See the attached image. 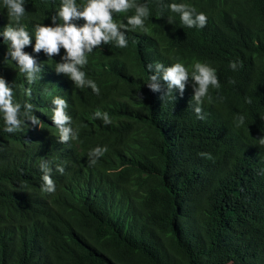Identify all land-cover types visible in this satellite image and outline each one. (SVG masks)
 I'll use <instances>...</instances> for the list:
<instances>
[{
    "label": "trees",
    "instance_id": "16d2710c",
    "mask_svg": "<svg viewBox=\"0 0 264 264\" xmlns=\"http://www.w3.org/2000/svg\"><path fill=\"white\" fill-rule=\"evenodd\" d=\"M135 2L149 7L148 30L121 29L127 47L110 41L86 53L80 70L99 94L56 71L63 48L52 60L34 51L35 26H57L62 0H25L21 23L32 43L24 52L40 68L32 84L0 35V77L20 104L11 133L0 113V264H264V0ZM173 3L204 13L206 26L183 25ZM10 19L0 0V33ZM176 62L189 79L166 99L156 65ZM196 62L215 69L220 85L199 104ZM56 98L76 139H60ZM28 104L39 125L24 115ZM97 147L108 150L90 156ZM41 161L55 192L42 191Z\"/></svg>",
    "mask_w": 264,
    "mask_h": 264
},
{
    "label": "clouds",
    "instance_id": "9594fccd",
    "mask_svg": "<svg viewBox=\"0 0 264 264\" xmlns=\"http://www.w3.org/2000/svg\"><path fill=\"white\" fill-rule=\"evenodd\" d=\"M4 5L8 10V16L15 19V23L9 20L7 26L4 27L0 35L4 38V44L8 46V57L11 61L16 62L20 73L24 74L28 83L32 84L37 79V73L40 68L36 66L33 57L24 52L27 46L32 43V35L27 30L26 26L21 23V19L26 13L25 0H4ZM172 13H179L180 21L188 28L206 26L207 17L204 13L196 14V9L189 4L173 3L169 5ZM129 10H134V14L126 17V24L118 23L114 20V13H127ZM195 14V18L193 15ZM150 15V10L147 5H138L135 0H87L84 5H78L77 0H62L59 11L56 16L52 17L55 27L44 26L37 24L35 26V49L36 53L44 51L49 60L56 55H59L63 48L67 55L63 58L64 63L56 65V71L70 74L78 87H83L86 83L92 90L99 94V88L93 80L85 79V72L80 69L88 64V56L94 48H97L102 43L107 44L110 41H116V46L125 48L128 46V41L124 35V31H135L141 29L147 31L145 21ZM59 19V23H57ZM83 20V26H77L73 21ZM172 23V20H169ZM128 26H131L130 28ZM79 66V67H78ZM242 66V65H241ZM149 67H151L149 65ZM232 69H236L237 65L232 63ZM195 71L192 73V79L199 85L196 90L195 101L201 103L202 97H206L209 92V87L219 88V82L215 69L206 63H194ZM158 74H162L163 81L167 84L166 99H175L173 90L178 88L183 94L185 82L189 79V71L182 62L173 63L171 67L165 68L162 64L156 65ZM158 79V76H151L149 87L154 91H159V86L153 83ZM30 93V89L27 90ZM56 108L53 112V121L59 130V136L62 142L70 139H76L71 136L72 129L65 127L71 121V117L65 114L67 107L64 100L56 98L53 100ZM251 103V100H248ZM26 107L29 112L24 115L31 120L33 124L41 123L37 117L30 115L32 105ZM20 109V104L13 103V92L6 86L5 79L0 77V113L4 115L5 131L11 133L16 130L20 121L17 119ZM198 119H204L201 113V108L195 109ZM96 117H101L100 111L95 113ZM102 118L105 123H110L107 113H104ZM239 124H244L245 117H238ZM260 145H264V138L258 140ZM107 147L101 149L99 147L93 149L90 156H102L107 152ZM202 156H207L211 159L210 154L201 153ZM96 160H92L95 164ZM41 170L44 172L42 180L44 187L42 191L55 192V185L50 178V169L44 161L40 163ZM63 174V168L58 169Z\"/></svg>",
    "mask_w": 264,
    "mask_h": 264
},
{
    "label": "rangeland",
    "instance_id": "374dc122",
    "mask_svg": "<svg viewBox=\"0 0 264 264\" xmlns=\"http://www.w3.org/2000/svg\"><path fill=\"white\" fill-rule=\"evenodd\" d=\"M220 260H222V259H220Z\"/></svg>",
    "mask_w": 264,
    "mask_h": 264
}]
</instances>
